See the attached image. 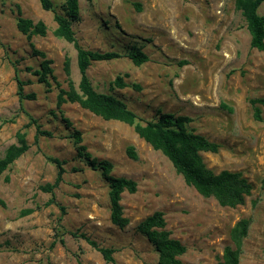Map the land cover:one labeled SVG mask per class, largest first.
Listing matches in <instances>:
<instances>
[{"label":"rangeland","instance_id":"1","mask_svg":"<svg viewBox=\"0 0 264 264\" xmlns=\"http://www.w3.org/2000/svg\"><path fill=\"white\" fill-rule=\"evenodd\" d=\"M53 1L62 14L63 1ZM235 2L80 0L79 20L72 23L84 49L123 56L89 68L97 92L125 102L142 124L157 120L159 113L189 117L190 131L220 146L216 154L201 153L207 168L215 174L241 173L253 186L243 205L229 207L188 186L133 127L106 121L77 103L58 106L70 81L79 90L74 45L54 35V13L44 11L40 0H0V123L7 121L0 131V158L18 144L19 133L30 145L0 177L5 203L0 205V264H158V253L137 229L156 212L164 214L166 229L186 247L182 264L223 261L227 248L236 250L232 233L244 221L248 231L239 264H264V104L252 102L264 100V50L251 47ZM259 14L264 16V4ZM19 18L43 22L46 35L29 40L17 28ZM137 49L149 58L140 67L127 57ZM35 50L52 61L49 85L36 74L43 59ZM17 78L28 83L24 91L35 100L20 103ZM118 78L125 88L116 85ZM32 120L52 137L36 141ZM76 132L82 137L78 145ZM80 146L111 162L113 176L137 183L135 193L121 195L129 220L125 229L112 224L109 184L79 158ZM129 147L137 160L128 156ZM51 159L63 162L65 170L53 193L43 189L58 176ZM26 211L31 213L24 216ZM82 234L100 248L114 249V263Z\"/></svg>","mask_w":264,"mask_h":264},{"label":"trees","instance_id":"2","mask_svg":"<svg viewBox=\"0 0 264 264\" xmlns=\"http://www.w3.org/2000/svg\"><path fill=\"white\" fill-rule=\"evenodd\" d=\"M63 13H57L53 0H40L44 11L54 13V20L57 28L54 35L66 42L73 44L77 51V64L81 75L79 90L73 83L69 82V90H61L58 96V106L65 103H77L81 108L102 117L106 121H118L134 128L136 134L149 144L155 151L161 152L172 163L178 174L182 175L186 184L196 189L202 196L214 197L222 206L236 207L245 203L246 197L252 193L253 186L241 173L222 171L215 174L207 168L201 153L216 154L220 150L217 143L209 141L200 134L190 131L188 124L191 119L186 116L176 117L173 114L159 113L157 120L140 123L138 115L128 108V105L112 94L97 92L89 77L88 70L94 62H109L122 58V54L117 52L101 53L84 49L76 38L73 30V22L80 17V0H62ZM236 9L242 13L247 24V29L251 36V47L257 50H264V16L259 14V8L264 4V0H236ZM138 7H140L138 5ZM18 30L30 40L33 35L45 36L47 27L43 22L34 24L29 19L19 18ZM34 55L41 57L40 70L36 72L40 76L39 81L49 85L48 77H53L51 68L52 61L46 58L45 53L35 50ZM132 63L140 67L149 61L148 56L140 49L131 52L127 56ZM182 64H185L184 62ZM66 73L69 72V61L65 63ZM18 97L20 103L25 100H35V94H26L24 91L27 82L17 78ZM116 85L125 88L126 84L121 78L116 80ZM140 89L138 86H135ZM253 104L262 103L263 99L252 101ZM259 111L257 117L259 118ZM7 121L0 123V131ZM36 125V141L40 136L52 137V134L43 131L36 120H32ZM76 144L82 142L80 132L74 136ZM30 149L25 134H18V144L11 145L0 158V177ZM128 156L137 160V155L133 147L127 149ZM79 158H82L95 170H100L109 184V199L111 204V222L120 229H125L129 220L124 217L121 205V195L124 192L131 194L137 191V183L126 178H119L112 175L114 165L109 161H100L86 151L85 146L78 148ZM58 167V176L53 185H47L43 189L50 193L58 187L62 181L65 170L63 162L58 159H51ZM7 181L9 178H6ZM53 203V200L50 202ZM0 205L5 203L0 199ZM31 211L23 212L27 215ZM147 241L154 247L159 255L158 264H182L181 257L186 253V247L177 239L172 238L171 233L166 229V221L162 212H156L152 216L144 219L138 226ZM248 224L242 222L232 233V239L236 244V250L227 248L223 261L218 264H239L243 246V239L247 236ZM75 237L77 236L74 234ZM82 238L99 251L107 263H114V249L100 248L98 244L89 237L82 234Z\"/></svg>","mask_w":264,"mask_h":264}]
</instances>
